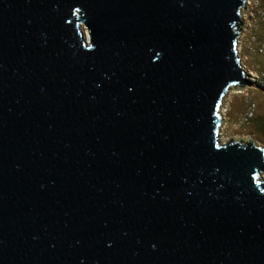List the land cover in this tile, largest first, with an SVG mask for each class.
Here are the masks:
<instances>
[{"label": "water", "instance_id": "water-1", "mask_svg": "<svg viewBox=\"0 0 264 264\" xmlns=\"http://www.w3.org/2000/svg\"><path fill=\"white\" fill-rule=\"evenodd\" d=\"M246 9L0 0V264H264V147L219 139Z\"/></svg>", "mask_w": 264, "mask_h": 264}, {"label": "rangeland", "instance_id": "rangeland-1", "mask_svg": "<svg viewBox=\"0 0 264 264\" xmlns=\"http://www.w3.org/2000/svg\"><path fill=\"white\" fill-rule=\"evenodd\" d=\"M264 8V0H260ZM244 26L240 36L238 54L242 66L250 73L251 85L231 88L223 99L224 122L219 139L251 137L256 144L264 147V49L260 46L264 38V23L256 20ZM253 36L256 40H253Z\"/></svg>", "mask_w": 264, "mask_h": 264}, {"label": "built area", "instance_id": "built-area-1", "mask_svg": "<svg viewBox=\"0 0 264 264\" xmlns=\"http://www.w3.org/2000/svg\"><path fill=\"white\" fill-rule=\"evenodd\" d=\"M261 1L260 0H247V9L246 12L244 13V21L246 22V26H250L251 19L252 20H258L260 22L264 23V8L261 6ZM253 40H256V37L253 36ZM264 49V38L263 42L260 46V50L263 51Z\"/></svg>", "mask_w": 264, "mask_h": 264}, {"label": "bare ground", "instance_id": "bare-ground-1", "mask_svg": "<svg viewBox=\"0 0 264 264\" xmlns=\"http://www.w3.org/2000/svg\"><path fill=\"white\" fill-rule=\"evenodd\" d=\"M84 31H85V37L88 39L89 38V34H88L87 29H85ZM223 111H224V109H222V113L224 114ZM222 141H225V140L223 139ZM263 177H264V175H263Z\"/></svg>", "mask_w": 264, "mask_h": 264}, {"label": "snow or ice", "instance_id": "snow-or-ice-1", "mask_svg": "<svg viewBox=\"0 0 264 264\" xmlns=\"http://www.w3.org/2000/svg\"><path fill=\"white\" fill-rule=\"evenodd\" d=\"M128 91H131V89L129 88Z\"/></svg>", "mask_w": 264, "mask_h": 264}]
</instances>
